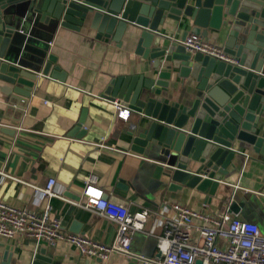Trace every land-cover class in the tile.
Masks as SVG:
<instances>
[{"label": "water", "instance_id": "water-1", "mask_svg": "<svg viewBox=\"0 0 264 264\" xmlns=\"http://www.w3.org/2000/svg\"><path fill=\"white\" fill-rule=\"evenodd\" d=\"M19 18L41 33L59 27L92 32L96 40L131 46L152 62L141 74L113 79L102 98L141 116L129 133L130 153L143 157L169 191L186 186L214 195L236 165V142L264 155V137L258 135L264 117V0H0V81L30 99L40 78L51 74L64 82L65 73L53 67L57 57L49 49L23 48L19 35H30L17 27ZM166 19H188L204 38L214 31L212 39L222 40L238 64L187 52L159 32ZM173 78L196 83L189 103L173 99ZM87 113L69 136L84 138L92 127ZM230 212H240L234 200ZM56 262L50 248L39 247L31 264ZM0 264H13L10 248Z\"/></svg>", "mask_w": 264, "mask_h": 264}, {"label": "crops", "instance_id": "crops-1", "mask_svg": "<svg viewBox=\"0 0 264 264\" xmlns=\"http://www.w3.org/2000/svg\"><path fill=\"white\" fill-rule=\"evenodd\" d=\"M16 25L30 35L29 39L19 35L23 48L28 52H37V47L49 49V54L57 57L53 67L61 68L65 81L52 79L51 74L40 78L30 99L15 95L14 86L0 81V201L36 213L50 204L52 216L61 219L67 231L106 245L115 241L114 223L58 198L41 200L36 188L43 189L55 179L56 193L77 202L94 176L110 201L127 206L132 213L149 209L152 215L145 231L133 238L135 258L114 253L108 261H101L82 257L66 242L50 247L26 237L0 240V256L8 247L13 264H31L37 249L48 247L57 258L56 264H146L142 259L158 255L157 238L163 232L159 218L172 216L175 204L218 215L228 211L234 200L240 212L232 216L256 224L264 236V155L236 142V165L229 168L214 195L186 186L169 191L164 179L153 177V169L143 157L130 153L129 133L141 116L130 110L127 121L119 119L114 104L102 98L113 79L141 74L152 62L136 55L131 46L118 48L98 41L92 32L59 27L53 33H41L32 31L23 18L17 19ZM159 32L176 42L191 34L202 37L188 19H166ZM214 35L210 30L206 39L224 48L222 40L212 39ZM173 87V99L183 103H189L196 92L191 79L173 78ZM84 109L92 127L84 138L69 136ZM4 128L12 134L3 132ZM258 135L264 137V117ZM194 224L203 225L200 221Z\"/></svg>", "mask_w": 264, "mask_h": 264}, {"label": "built area", "instance_id": "built-area-1", "mask_svg": "<svg viewBox=\"0 0 264 264\" xmlns=\"http://www.w3.org/2000/svg\"><path fill=\"white\" fill-rule=\"evenodd\" d=\"M178 42L189 53H201L225 63L238 64V60L227 54L223 47L201 36L191 34ZM113 104L118 118L127 121L130 109L118 100ZM55 185L56 180L50 179L45 188H36L39 199L58 198L111 221L116 226L114 243H98L67 231L61 219L52 216L50 204L43 212L36 213L2 201L0 240L13 241L26 237L45 242L50 247L66 242L76 247L82 257H94L101 261H108L114 253L135 258L131 252L132 241L136 234L145 231L152 215L149 209L132 213L127 206L110 201L94 176L89 179L82 199L77 202L56 193ZM171 210L172 216L159 218L163 232L157 238L158 255L153 259H142L146 264H195L197 260H202L204 264H264V236L256 224L233 217L230 209L212 215L175 204ZM196 221L203 225L196 226Z\"/></svg>", "mask_w": 264, "mask_h": 264}]
</instances>
